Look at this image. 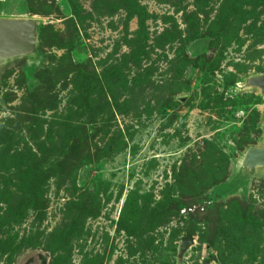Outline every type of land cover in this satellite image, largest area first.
Returning a JSON list of instances; mask_svg holds the SVG:
<instances>
[{
	"label": "rangeland",
	"instance_id": "obj_1",
	"mask_svg": "<svg viewBox=\"0 0 264 264\" xmlns=\"http://www.w3.org/2000/svg\"><path fill=\"white\" fill-rule=\"evenodd\" d=\"M4 19L35 44L0 57V264H264V0H0Z\"/></svg>",
	"mask_w": 264,
	"mask_h": 264
},
{
	"label": "water",
	"instance_id": "obj_2",
	"mask_svg": "<svg viewBox=\"0 0 264 264\" xmlns=\"http://www.w3.org/2000/svg\"><path fill=\"white\" fill-rule=\"evenodd\" d=\"M34 44V21L27 19L0 20V57L24 55L32 51ZM251 84L264 92V76L252 79ZM248 158L252 159L253 165L264 164V146L251 149ZM191 243L192 240L183 242L181 251L186 250Z\"/></svg>",
	"mask_w": 264,
	"mask_h": 264
}]
</instances>
